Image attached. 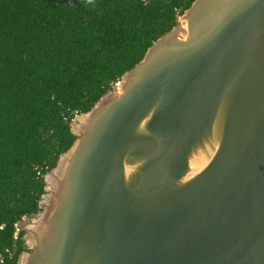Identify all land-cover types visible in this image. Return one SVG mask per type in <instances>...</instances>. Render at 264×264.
<instances>
[{"label": "water", "instance_id": "1", "mask_svg": "<svg viewBox=\"0 0 264 264\" xmlns=\"http://www.w3.org/2000/svg\"><path fill=\"white\" fill-rule=\"evenodd\" d=\"M71 126L19 264H264V0H195Z\"/></svg>", "mask_w": 264, "mask_h": 264}, {"label": "trees", "instance_id": "2", "mask_svg": "<svg viewBox=\"0 0 264 264\" xmlns=\"http://www.w3.org/2000/svg\"><path fill=\"white\" fill-rule=\"evenodd\" d=\"M195 0H0V264L28 250L46 174L91 110ZM18 252L13 256L16 243Z\"/></svg>", "mask_w": 264, "mask_h": 264}, {"label": "flooded vegetation", "instance_id": "3", "mask_svg": "<svg viewBox=\"0 0 264 264\" xmlns=\"http://www.w3.org/2000/svg\"><path fill=\"white\" fill-rule=\"evenodd\" d=\"M29 248V247H28ZM28 250H30V249H28Z\"/></svg>", "mask_w": 264, "mask_h": 264}]
</instances>
